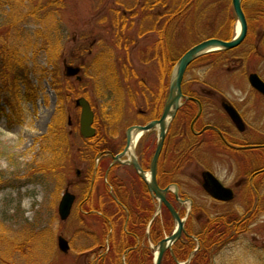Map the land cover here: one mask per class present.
Masks as SVG:
<instances>
[{"label":"rangeland","instance_id":"rangeland-1","mask_svg":"<svg viewBox=\"0 0 264 264\" xmlns=\"http://www.w3.org/2000/svg\"><path fill=\"white\" fill-rule=\"evenodd\" d=\"M2 1L0 38L2 40L5 35L8 36V44H15L24 61L29 64L32 69V88L35 91L34 97L28 99L25 97V85L21 86V92L16 96L10 93L9 96L15 99V107L19 110L13 113L5 101L1 102L6 106V112L12 115H0V264H91V255L78 254L80 250H89L91 242L88 234L77 232L78 226L82 224L78 208L74 207L66 220H61L58 213L59 202L66 188L75 192L76 170L83 162V154L79 151L80 146H83L79 127L81 111L75 101L85 96L96 111L98 135L104 136L105 133L106 136L111 132L117 135L116 140L122 144L128 127L146 122L139 117V109L148 110L150 117L158 116L168 99L178 61H169L168 55L172 56L171 52L167 53L169 45L170 49L174 46V49L184 53L198 40H192L188 34L178 40L173 39V45L170 43L172 39L169 40L170 36L166 34L165 41L157 43V33L150 32L141 36L137 34L138 25L135 24L134 29L121 35L136 40H123L119 44L114 39L116 28L110 25L114 15L109 10L115 0ZM119 1H123V5L132 6L137 0ZM56 2H62L61 6L57 8ZM32 12L40 15L42 20L32 15ZM139 18V15L133 17L135 20ZM154 20L142 18L141 22L148 27ZM233 26L235 33L237 22L234 21ZM159 30L164 31L163 27ZM45 35H50V42H58V47H63L59 61L63 74L65 63L82 67L80 77L64 76L66 79L58 89H53L51 76L45 71L46 68H52L48 62V52L44 50ZM95 38L97 45L91 50V42ZM247 39L246 44L236 50L244 55L250 52L245 62H236L232 58L224 61V56L217 54L193 64L187 70L185 89L196 92L204 101L202 115L195 123L196 128H201L205 123L228 125L220 106V98L224 96L245 110L248 124L250 115L264 120V98L248 81L251 72H257L264 79V26L250 29ZM151 51L166 54L151 59ZM110 68L117 71V78L108 77ZM32 88L27 90L31 91ZM153 95L159 97V112L155 108L156 102L155 106L151 104ZM184 99L175 125L169 128L166 143L169 149H174L171 157L175 161L177 149L184 145L183 124H188L191 119L187 114L189 104L185 105ZM194 105V114H198V105ZM16 113L19 114L16 116ZM58 116L66 124L70 117L74 124H67L69 143L51 149L46 136ZM8 119L15 121L11 123ZM247 131H251L250 126ZM152 133L154 136L148 132L143 137L145 142L154 138L157 143L158 136ZM201 138L204 143H197L193 147L199 150L197 158L202 160L206 157L223 182L235 187L236 196L230 204H222V210L217 211L214 207L220 204L209 200L200 185L192 183L187 172L189 167L176 162L175 177L180 183V191L187 194L185 198L192 195L199 204L208 202L207 205L212 208L208 209L209 214L214 215L223 210L238 217L243 213L245 216H248V212L250 214L249 220L239 226V241L222 250L215 262L264 264V175H260L255 184H242L241 181L236 186L245 178L244 172L249 171L248 154L225 151L218 142L213 141L212 134ZM178 158L183 162L187 159L186 153ZM197 162L193 161V167L189 169H198ZM182 194L179 195L184 198ZM171 199L180 207V213L184 214L186 203L181 204L174 195H171ZM249 207L253 210L247 211ZM163 220L168 226L166 233H171L177 223L165 209L160 212V221ZM85 225L91 227L89 218H86ZM60 234L71 241L68 253L58 248L57 239ZM178 260L184 262L185 259Z\"/></svg>","mask_w":264,"mask_h":264},{"label":"flooded vegetation","instance_id":"flooded-vegetation-1","mask_svg":"<svg viewBox=\"0 0 264 264\" xmlns=\"http://www.w3.org/2000/svg\"><path fill=\"white\" fill-rule=\"evenodd\" d=\"M149 2L150 0H137L134 5L126 6L125 3L123 5V1L115 0V4L109 10L114 15V20L110 25L112 28H116L114 39L119 44H122L121 41L123 40L126 42L136 40V38L128 35H121L130 29H134L135 24L138 25V29L136 28L137 34L145 36L150 32H155L157 33L155 39L157 43L165 41L164 36L168 34V27H163L164 31L159 32L160 28L155 20L153 24L151 22V26L142 25V18H154L153 15H150L151 11L144 12L145 8L149 6ZM138 15L140 16L139 20L133 19L134 16ZM96 41L95 38L91 42V50L96 47ZM101 46L102 49H105V46ZM173 49L174 46L170 49L169 45L168 52ZM152 52L151 59L160 57L159 54ZM168 58L170 62H174L173 56L168 55ZM234 60L239 62V58H234ZM224 61L227 60L224 59ZM184 84L185 79L183 81L184 100L186 101L185 105L189 104L187 114L191 118L188 121L189 125L183 124L184 128L182 129L185 134L183 146L186 147L177 149L178 154L175 153L177 161H175L174 157H171L174 149H169L166 144L168 143L169 128L175 125L176 116L168 126L164 145L157 161L155 176L152 174V168L159 141L157 129L145 131L140 135L134 155L138 163L137 166L133 157L129 155L130 153L127 152L122 155L128 144L127 130L122 144L116 140L115 136L117 135H112L111 132L106 136L105 133L104 136H99L97 114L92 103L88 100L94 114L92 126L95 129V135L91 138H82L83 146H80L79 151L83 154V162L76 170L77 183L75 192H73L75 200L72 210L74 207L78 208L79 221L82 222L78 226L77 232L88 234L91 238L89 250H80L78 254L88 253L89 256L91 255V264H156L160 254L161 241L173 234L177 227L168 234L165 231L168 226L164 223V220L160 221V212L164 209L175 220L169 208L160 200V190L164 191L167 200L175 207L180 217H185L184 229L180 237L169 243L163 253L161 264H166V262L168 264H216V256L222 250L239 241L241 237L239 226L249 220V212L248 216L243 213L240 217L224 212V210L213 215L209 214L208 209L211 207L207 205L208 202L199 204L192 195L185 198L187 194H182L180 183L175 177L176 162L190 168L193 167V161H198V169L188 168V175L193 181L192 183L200 185L209 200L220 204L218 205L220 207H214L217 211H220L223 205L230 204L234 200L236 196L235 187L223 182L206 157L199 160L196 155L199 150L193 147L197 143L201 144L203 142L201 137L212 134L214 136L213 141L218 142L225 151L237 152L234 154L247 153L250 159L249 171L244 172L243 176L245 178L238 183L236 182V186H239L241 181L242 184H255V181L260 179V175H264V120L256 115H250L248 124L245 110L239 108L238 104L224 96L220 98V106L228 120V125L219 126L205 123L201 128H196L195 123L202 115L204 101L202 102L203 99L201 100L196 92L186 90ZM254 89L264 98L263 93L256 88ZM205 92L211 93L209 90H205ZM151 104H154L156 111L159 112L160 100L158 96L153 95ZM194 104L198 105L199 110L200 105L202 106L200 113L198 111V114H194ZM225 104H229L237 110L242 119V127L234 122L227 112ZM164 106H162L158 116L151 117L148 110L139 109V117L146 122L144 124L134 123V125H146L152 120L159 119L164 111ZM68 124L70 126L74 124L70 117ZM248 125L251 128V133L247 131ZM231 128L234 130L232 131ZM148 132L151 133V136H154L152 132L158 136L157 143L154 138H149L145 142L146 139L143 137L147 136ZM155 143L156 147L154 149ZM181 152H185L187 156V159L183 162L177 156ZM205 171L211 172L224 186L232 189V200L222 201L211 196L205 188L206 180L203 176ZM179 194H182L184 198L180 197ZM171 195H174L176 200L181 201V204L186 203L184 214L180 213V207L171 199ZM247 209V211L253 210L252 207ZM86 218L91 221V227L85 225ZM69 244L71 247V241H69ZM180 258L185 259L184 262L179 261Z\"/></svg>","mask_w":264,"mask_h":264},{"label":"trees","instance_id":"trees-1","mask_svg":"<svg viewBox=\"0 0 264 264\" xmlns=\"http://www.w3.org/2000/svg\"><path fill=\"white\" fill-rule=\"evenodd\" d=\"M7 1L9 2V0ZM2 2L3 1L0 0V3ZM61 3L56 2V7H60ZM242 5L249 22V29H253L254 26H264V0H243ZM146 11H151L150 15H153L159 28L165 26L166 28L168 27V35L170 36L169 40L172 39L171 43L173 45V39L176 38L178 40L182 36L188 34L192 40L197 38L198 41H201L210 37L227 39L234 33L233 25L235 16L232 7V0H150L149 6L145 8L144 12ZM32 15L39 20H42L40 15H36L34 12H32ZM7 37L8 36L5 35L2 40L0 38V115L2 116L12 115L10 112H6V106L1 104L2 101H5L11 107V113L15 110L19 111L17 110V107H15V99L9 96L10 93L16 96L21 92V86L25 85L26 96H24L28 99L34 97L33 92L35 91V89L32 88L33 85L31 81L32 69L29 64L24 61V57L21 56L17 46L15 44H8ZM49 37L50 35L43 36V38H46L44 41V50L48 52V62L52 68H46L45 71L51 76L50 84L53 89H58L60 83L63 84L64 79H66L59 67L63 47L61 45L58 47V42H56L57 45L50 42ZM247 40L248 39L246 38L242 45H245ZM255 49L256 48L254 47L253 50ZM236 50L237 48L216 51L212 52V54H205L197 58L191 66L197 62L210 59L217 54L224 56L222 58L225 60L239 58L241 60L238 61L245 62L244 60L250 52L244 55L237 53ZM152 53L159 54V56L166 54V52L162 53L161 51H153ZM180 53L181 51L178 49H173L171 51L174 61L181 56L182 53ZM210 55L212 56L209 57ZM111 57L112 56L110 55V58ZM108 71V77L110 79L112 76L117 78V71L112 68ZM31 88V91L27 90ZM3 94H5V96H2ZM18 114L19 113H16V116ZM8 121H11L12 123V121L15 120L8 119ZM51 128V131H49V134L46 136L49 139V148L54 149L65 143H69L67 124L61 117L58 116L53 120ZM183 155H185V152H181V154L177 156L183 157Z\"/></svg>","mask_w":264,"mask_h":264},{"label":"water","instance_id":"water-1","mask_svg":"<svg viewBox=\"0 0 264 264\" xmlns=\"http://www.w3.org/2000/svg\"><path fill=\"white\" fill-rule=\"evenodd\" d=\"M234 12L238 21L239 30L233 36L231 39H222V38H208L203 41H200L190 47L178 60L176 69L174 70L171 84H170V93L168 100L165 104L164 111L159 119H155L147 123L146 125H133L127 129V139L128 144L126 149L122 152L123 154H126L128 151H130V146L132 142V136L133 131L143 133L145 131L151 130L153 128L159 129V141H158V147L156 150V153L153 158V176H155V171L157 167V161L160 157L167 127L171 123V121L175 118L180 106L182 105L181 99L184 97L183 89H182V83L187 71V68L189 65L199 56L212 52L217 50H229L233 49L237 46H239L246 38L248 33V22L245 15V12L242 7V0H232ZM81 71V68L79 66H73V65H65V74L67 76H75L77 75L79 77V72ZM249 81L252 86H254L256 89H258L261 93L264 94V80L257 74V73H251L249 75ZM77 105L81 106V118H80V131L81 134L84 137H91L95 133V129L92 126L93 122V111L91 109V106L88 102V100L84 97H80L76 101ZM227 112L230 114L234 122L239 126L242 127V119L237 110L229 105H224ZM200 106V111H201ZM133 157V160L136 162V165L138 166V163L136 161V158L134 154H131ZM120 157V156H119ZM118 157V158H119ZM203 176L206 180L205 188L207 191L216 199L222 200V201H228L233 199V191L231 188L224 186L217 177H215L211 172L205 171L203 173ZM159 197L160 200L166 204V206L169 208L170 212L172 213L173 217L177 221V229L173 234H171L169 237H166L161 241L160 244V254L158 256L156 264H161L162 256L164 251L166 250L169 243L175 241L178 239L184 229V220L181 219L179 213L175 209V207L167 200L164 191H159ZM75 200V195L72 194L68 189L63 194L61 201L59 203L58 212L61 217V219H66L71 212V208L73 205V202ZM58 245L59 248L63 252H68L70 245L68 240L60 235L58 237Z\"/></svg>","mask_w":264,"mask_h":264},{"label":"bare ground","instance_id":"bare-ground-1","mask_svg":"<svg viewBox=\"0 0 264 264\" xmlns=\"http://www.w3.org/2000/svg\"><path fill=\"white\" fill-rule=\"evenodd\" d=\"M237 29L239 30V27L237 25ZM141 134V131L140 132H136V131H133V136H132V142H131V147H130V152L133 151L137 141H138V138Z\"/></svg>","mask_w":264,"mask_h":264}]
</instances>
